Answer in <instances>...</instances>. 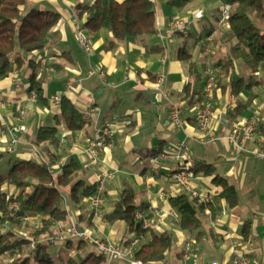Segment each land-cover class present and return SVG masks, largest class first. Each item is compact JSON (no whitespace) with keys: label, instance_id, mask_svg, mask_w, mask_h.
<instances>
[{"label":"crops","instance_id":"crops-1","mask_svg":"<svg viewBox=\"0 0 264 264\" xmlns=\"http://www.w3.org/2000/svg\"><path fill=\"white\" fill-rule=\"evenodd\" d=\"M92 1L27 0L26 10L37 7L55 11L59 14V20L52 28L45 47L29 54L20 67H15L14 72L0 79V152L5 151L11 137L10 127L21 124L25 130L17 132L18 143L13 152L17 159L10 164L21 159L41 161L43 158V161L52 163V172L57 174L69 156H73L80 164L79 176L85 184L93 186L98 169L102 167L113 171L102 207L92 216L89 226L87 220L78 222V225L93 237L124 244L133 233L127 232L122 221L108 223L104 216L113 209L123 189L130 187L136 195V204L145 206L140 212L151 222L161 218L155 231H167L172 235L173 244L165 259L154 264H191V258H182L184 240L188 235L180 229L178 214L168 202L171 196L180 194L181 189L169 182L168 175L180 165L190 166L193 161H203L215 168L216 175L234 186L237 202L235 206H229L225 199L219 197L221 187L212 181L213 175H206L202 171L195 174L192 187L207 195L208 203L216 209L214 214L204 212L202 236L197 241L193 238L198 247L195 253L197 264H209L212 260H217L219 264H234V251L247 255L254 264H264V160L236 151L225 140L210 144L197 142L192 107L182 100L183 89L192 80L188 70L189 61L195 63L201 72V81L195 87L202 92L205 64L228 51L229 44L220 40V34L226 28L218 24L217 17V26L212 25L208 31L200 25L198 21L204 17V10L203 16L195 19L193 14L199 8H190L196 0L180 10L169 7L166 0H163L164 4L154 0V35L112 42L111 33L105 29L93 34L86 32L91 45V51L86 52L76 37V31L83 29L82 23L87 13L79 16L76 5ZM208 1L221 4L222 0ZM172 16L183 18L188 29L166 39L162 35ZM192 32L196 34L193 36ZM208 35L212 37L213 44L211 55L206 57L204 40ZM188 40L194 41L191 50H187L185 45ZM196 51L199 53L196 54ZM184 54L189 56L188 59L180 57ZM163 55L166 58L164 63L161 62ZM41 58L53 68V71L41 70L39 73V76L42 73L44 76L42 87L45 100L37 97L26 101L29 93L27 78L32 69L29 60L39 66ZM91 67L105 72V83L87 75ZM246 70L239 63L233 71V78H245ZM160 73L164 75L161 92L154 88L155 77ZM245 80L249 81L248 78ZM261 87L264 86H253L250 91H242L234 98L229 97L228 90L217 89L212 99L214 117L210 133H218L221 122L232 125L243 118H259L264 112V100L259 97ZM165 92L168 97L164 96ZM54 94L69 98L82 114L91 109V119L84 120V127L73 133L65 130L60 122L57 145H36L33 139L37 129L52 126L59 113V103L51 100ZM170 100L182 109L185 121L182 128L174 127L170 122ZM101 121L108 122L115 131V140L102 153L100 163L91 164L81 149L86 139L92 136L95 122ZM179 140H184L187 145L183 161L167 158L155 164L150 162L152 155ZM63 206L69 219L91 212L86 198L79 204L71 205L64 197ZM224 232L230 236L224 237ZM60 245L57 244L56 252ZM91 251H94L93 246L85 242L83 247L74 248L70 253L82 259ZM103 264L129 263L115 260Z\"/></svg>","mask_w":264,"mask_h":264},{"label":"trees","instance_id":"trees-1","mask_svg":"<svg viewBox=\"0 0 264 264\" xmlns=\"http://www.w3.org/2000/svg\"><path fill=\"white\" fill-rule=\"evenodd\" d=\"M192 1L166 0V4L180 10ZM222 2L229 5V16L220 40L224 44L228 43L229 48L222 57L210 61L216 77L213 97L217 89H226L229 97L234 98L242 91H250L253 86H264V31L259 26V23L264 26V0ZM26 4L27 0H0V79L9 75L15 67H20L29 54L41 51L59 20V14L55 11L37 7L25 10ZM76 10L79 16L87 13L82 23L85 32L93 34L105 29L111 33L112 42L136 40L156 33L154 0H94L85 4L78 3ZM180 57L188 59L189 56L184 54ZM29 61L32 69L27 78V90L35 91L39 99L45 100L43 73L38 76L40 67L32 60ZM237 63L249 70V81L241 76L233 78ZM188 70L192 80L185 85L182 100L192 107L202 95L195 87L201 81V72L191 61ZM58 106L55 123L52 126H40L33 139L34 144L57 145L60 122L65 130L72 133L84 127L83 114L69 98L62 96ZM51 165V162L21 159L9 166L5 173H0V264L105 263V257L95 251L87 252L82 259H76L70 252L84 246L85 242L80 239L77 243L74 239H67L61 243L56 254L51 253V245L45 237L69 222L67 210L63 206L64 192L67 191L68 201L79 204L94 189L93 185L85 184L79 176L80 164L73 156H69L57 174L52 172ZM189 167L195 174L202 171L206 175H213L212 181L221 187L219 197L225 199L229 206H235L237 197L234 186L216 175L212 165L193 161ZM15 200L19 202L16 215L36 217L29 236L18 235L8 228L21 223L19 218L7 214L10 204ZM168 202L178 214L180 229L196 241L202 236L204 209L209 208L211 214L216 213L211 203L199 204L186 192L171 196ZM144 208V204H136L134 191L126 187L104 218L108 223L122 221L127 232L144 234L146 239L134 251V258L144 264L160 263L172 247V235L167 231H155L151 227L143 228L142 220H135L134 214ZM90 211L88 215H76V221L87 220L89 226L93 216V211ZM33 240L37 242L31 248Z\"/></svg>","mask_w":264,"mask_h":264},{"label":"built area","instance_id":"built-area-1","mask_svg":"<svg viewBox=\"0 0 264 264\" xmlns=\"http://www.w3.org/2000/svg\"><path fill=\"white\" fill-rule=\"evenodd\" d=\"M203 16L201 10L194 12L193 17L200 19ZM229 16V5L223 4L221 10V17L218 19L219 25H226ZM188 29L187 23L183 18L178 16H172L168 19L163 37L166 39L171 38L176 32H184ZM76 37L82 44L86 52L91 51V45L87 41V38L83 31L78 28L76 31ZM204 54L209 57L212 50L213 39L210 35L205 37ZM165 55L162 56L161 62H165ZM40 70L53 71V68L46 65L45 59L39 60ZM14 72V69L10 74ZM88 76H95L100 82L105 83V72L101 69L89 68L87 71ZM39 76V73H38ZM127 79V73L125 75ZM164 81V75L162 73L157 74L155 77L154 88L160 91V85ZM216 86L215 70L210 63L205 64L204 68V85L202 90L201 98L196 100L192 105L193 120L197 129V135L195 136L196 141L202 144L215 143L218 140L227 141L236 151L246 153L253 156L254 158L264 160V112L259 118L248 117L243 118L235 124L227 125L225 122L220 123L218 133H210L211 121L214 117L212 99L213 93ZM165 97H168V93H164ZM37 98L35 91H30L26 96L25 100H34ZM60 95H52L51 100L53 102H60ZM20 113H23L20 110ZM92 110L89 109L83 113L84 120L91 119ZM169 119L174 127L182 128L185 125L184 118L182 117V109L180 105L174 101H169ZM25 130L24 125H12L9 129L11 137L6 146V151L12 153L18 143L17 132ZM115 140V131L110 127L108 122L101 121L95 122L94 131L91 137L86 139V143L81 149V153L87 156L88 161L91 164H99L101 161L102 153L110 148ZM250 145V147H248ZM187 149L186 142L179 140L174 145H169L164 151L158 152L151 156L150 162L152 164L157 163L163 159H173L176 162L183 161L186 156L185 152ZM43 161V158L40 159ZM45 162V161H43ZM114 172L106 169H98L97 178L94 184L92 194L87 197V207L93 211V215H96L104 203L107 183L113 179ZM195 173L189 166L180 165L173 172L168 175V180L173 185L181 189V192H186L190 198L195 200L199 204L207 203L208 196L201 194L192 187V179ZM19 208V202L13 201L10 204L8 215L13 218H19L21 222H35L36 217L30 215H16ZM205 213H209V209H204ZM171 212H168V214ZM135 220H142V227L156 228L157 223L160 221V217L151 222L145 217L140 211H136L134 214ZM224 237H229L228 232L223 233ZM67 239H80L90 243L96 254L105 257L106 262L110 261H127L129 264H144L141 260L134 258V251L139 247L141 242L146 238L144 234H133L124 244L114 243L107 239L93 237L85 229L79 227L78 222L75 218H70L68 224L65 227H59L58 230L53 232L51 235L46 236L45 240L50 245L62 243ZM36 240H33L30 247L33 248L36 244ZM198 251V247L195 244L193 237L186 236L182 249V258L188 260L191 258V264H197L195 253ZM232 261L234 264H254L247 255L234 251ZM209 264H219L217 260H212Z\"/></svg>","mask_w":264,"mask_h":264},{"label":"rangeland","instance_id":"rangeland-1","mask_svg":"<svg viewBox=\"0 0 264 264\" xmlns=\"http://www.w3.org/2000/svg\"><path fill=\"white\" fill-rule=\"evenodd\" d=\"M158 1L163 3V0H158ZM220 6L221 7L223 6L222 1H221V4L220 3L216 4V2H213V1L209 2L208 0H196L194 3L191 4L190 8L191 9L199 8L197 10H201L202 12L204 10V12H205L204 17L200 21H198V23L200 25L204 26L207 29V31H208L212 25L213 26H215V25L217 26V20H216L215 17H217L218 19L221 17V11H219ZM24 9L26 10V7ZM259 26L261 27V30L264 31V26L262 24L260 25V23H259ZM224 27L226 28V25ZM82 31H83V33L86 36V32L83 29H82ZM195 34H196L195 32H192L193 36ZM193 42H194L193 40L186 41L185 45H186L187 50L188 49H190V50L192 49ZM195 53L198 54L199 52L196 51ZM238 64L239 63H237V66H238ZM241 67H240V70L242 71L243 67L242 68ZM249 73H250L249 70H246V74H245L246 77L245 78H248V79L250 78V75H248ZM260 75H255V76L259 77ZM261 90L262 91H261L259 97H262V99L264 100V98H263V96H264V87H261ZM14 159H17V156L13 152L12 153H8L6 150L5 151H1L0 152V173H5L8 170L9 166L12 165V164H10V162H12ZM66 196H67V191L64 192V197H66ZM63 202H64V199H63ZM69 203L71 205H74L71 201H69ZM81 203L84 204V202H81ZM8 228H11V230L13 232H15L16 234H18V235L29 236L30 232H31V228H32V222H21L19 225H12L11 227H8ZM74 241L76 243L78 241V239H75ZM57 244L51 245L50 251H51L52 254H56V250L58 248ZM76 259H79V258L76 257Z\"/></svg>","mask_w":264,"mask_h":264}]
</instances>
